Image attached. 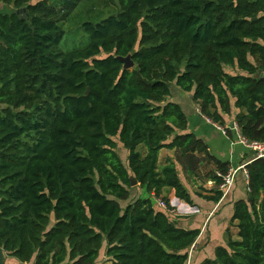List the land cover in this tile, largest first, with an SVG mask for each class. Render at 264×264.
Listing matches in <instances>:
<instances>
[{
  "label": "trees",
  "instance_id": "obj_1",
  "mask_svg": "<svg viewBox=\"0 0 264 264\" xmlns=\"http://www.w3.org/2000/svg\"><path fill=\"white\" fill-rule=\"evenodd\" d=\"M1 5L12 8L0 10L4 261L191 264L200 229L170 219L167 192L189 206L193 197L216 204L229 165L188 132L172 94L191 95L206 121L236 123L248 142L264 143V0ZM129 55L133 67L123 70L117 57ZM162 149L189 167L203 156L213 187L191 195L171 160L159 164ZM248 163L224 241L199 264H264V159ZM142 189L166 208L150 197L121 206Z\"/></svg>",
  "mask_w": 264,
  "mask_h": 264
},
{
  "label": "crops",
  "instance_id": "obj_2",
  "mask_svg": "<svg viewBox=\"0 0 264 264\" xmlns=\"http://www.w3.org/2000/svg\"><path fill=\"white\" fill-rule=\"evenodd\" d=\"M173 100L181 106L187 117L188 132L204 143L208 153L213 158L229 165L228 173L233 169L243 167L239 169L235 175V181L230 194L216 204L193 197V205L189 206L176 199L172 190L167 192V196L173 207V214L175 217H179L180 222L178 225L187 229H200L199 238L190 251V254H192L191 264H199L205 258L213 254V250L217 245L223 243L224 231L232 214L233 203L245 197L247 185V172L245 166L254 156L253 153L238 143L233 134L226 136L222 133V128L210 121H206L204 117L200 116L196 105L191 102V95L176 92V96H174ZM181 101H184L185 107L181 105ZM227 123L228 122L225 121V126L229 127ZM195 156L199 161L198 171L194 168L197 165L194 164V167H189L186 160L183 159L182 161L177 150L162 149L159 151L158 155V162L160 165H163L166 159L174 163L179 179L191 195V191L197 188L199 189L201 187L207 190L212 188L210 181H204L202 169L205 161L203 160V156H198L196 154ZM179 164L184 167L185 177L182 174ZM209 167L210 168H207V170L213 169V166ZM141 191L146 193L142 198L150 197L154 204L156 200L161 201L160 199H155L153 194L147 193L145 189ZM201 193L205 194L204 192ZM172 202H174V205ZM198 243L199 246L197 245ZM5 264L19 263L14 260H5Z\"/></svg>",
  "mask_w": 264,
  "mask_h": 264
},
{
  "label": "built area",
  "instance_id": "obj_3",
  "mask_svg": "<svg viewBox=\"0 0 264 264\" xmlns=\"http://www.w3.org/2000/svg\"><path fill=\"white\" fill-rule=\"evenodd\" d=\"M226 129H229L232 133H234V136L236 137L238 143L242 145L244 148L249 150L251 153H253L254 158L253 159H264V143H258V142H248L241 134L236 124L233 125V128L231 126L226 127ZM222 128V133L225 134V130ZM243 167L233 169L229 171L227 175L223 177L222 184L220 185V189L223 191V198L230 192L232 189L235 175L238 172L239 169H242ZM156 203L161 208H166L165 204L162 201H156Z\"/></svg>",
  "mask_w": 264,
  "mask_h": 264
},
{
  "label": "rangeland",
  "instance_id": "obj_4",
  "mask_svg": "<svg viewBox=\"0 0 264 264\" xmlns=\"http://www.w3.org/2000/svg\"><path fill=\"white\" fill-rule=\"evenodd\" d=\"M35 1H37V0H35ZM11 9H12V8H10V7H4L3 5L0 6V10L8 11V10H11ZM228 71H230V70H228ZM230 72H232V71H230ZM172 96H176V93L173 92ZM181 104H182L183 107H185V105H184V101H181ZM234 124H236V123H232V124H231V128H233V125H234ZM244 138H245V137H244ZM195 165H196V163H195ZM196 167H198V166H196ZM196 167H194V168H196ZM207 168L209 169L210 167H207V166H206L205 169H202L204 175H205V173H206L207 171H209V170H207ZM211 186L213 187L212 183H211ZM206 190H207V189L203 188L201 191H206ZM201 191H200V188H199V189L197 188L196 190H194V192H200V193H201ZM143 195H146V193H145L144 191L139 192V191L134 190L133 192H131L130 199L127 200L126 202H121L120 204H121L122 207H124L127 203H129L130 201L134 200L136 197H142ZM180 202H181V201H180ZM182 203H183V202H182ZM172 204L174 205V202H172ZM184 204H185V203H184ZM170 205H171V203H170ZM175 208H176V207H175ZM177 208H178V207H177ZM175 212H176V211H175ZM177 212H178V210H177ZM177 212H176V213H177ZM170 219L173 220V221H176V220H177L176 217H174V218L172 217V218H170ZM233 232H234V230H233ZM234 237H235V235H234ZM103 251H104V249L101 250L102 253H103Z\"/></svg>",
  "mask_w": 264,
  "mask_h": 264
},
{
  "label": "water",
  "instance_id": "obj_5",
  "mask_svg": "<svg viewBox=\"0 0 264 264\" xmlns=\"http://www.w3.org/2000/svg\"><path fill=\"white\" fill-rule=\"evenodd\" d=\"M20 11H18L17 13H19ZM24 13V10L22 11ZM24 17V16H23ZM117 60L123 64L122 69H130L133 67V63L130 59V55L126 56L125 58L122 57H117ZM131 186L134 187L136 186V181L134 179H131ZM0 264H5L4 261V254L2 252V250L0 249Z\"/></svg>",
  "mask_w": 264,
  "mask_h": 264
},
{
  "label": "clouds",
  "instance_id": "obj_6",
  "mask_svg": "<svg viewBox=\"0 0 264 264\" xmlns=\"http://www.w3.org/2000/svg\"><path fill=\"white\" fill-rule=\"evenodd\" d=\"M156 201H157V200H156ZM156 201H155V202H156ZM156 204H157V203H156Z\"/></svg>",
  "mask_w": 264,
  "mask_h": 264
}]
</instances>
